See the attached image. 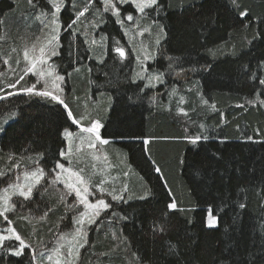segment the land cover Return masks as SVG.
Instances as JSON below:
<instances>
[{
  "label": "trees",
  "instance_id": "16d2710c",
  "mask_svg": "<svg viewBox=\"0 0 264 264\" xmlns=\"http://www.w3.org/2000/svg\"><path fill=\"white\" fill-rule=\"evenodd\" d=\"M239 2L241 10L250 12L244 20V24L251 21L248 28L240 23L243 18L234 12L229 0H166L172 7L153 16L158 26H166L168 38L157 47L155 59L147 64L153 73L164 74V82L153 81L154 86L145 87L144 91H140L145 85L143 81L133 83L140 67L111 15L95 12L84 24L76 26L74 36L60 32L61 54L50 62L57 65V72L62 75L74 67L81 69L66 77L67 102L79 117L83 109L91 110L100 100L98 113L102 112L104 125L101 135L117 143L128 166L141 179L125 193L126 199H132L119 204L112 201L113 207L103 213L101 219H107L103 223L100 219L99 232L98 226L97 231L89 234L90 251L83 264H220L221 260L230 264L250 248L255 252L259 247V232L253 230L259 223L253 186L259 185L264 170V107L246 101L264 92V86L251 78V71L264 75L257 68L264 61V39L253 40L256 32L264 31V24L260 23L264 0ZM82 3L83 0L77 7ZM72 7L69 3L68 10L61 15L65 26L74 18ZM125 9L133 11L129 6ZM35 14L27 0L0 1V36L4 37L0 40V72L5 73L0 76V88L5 92L12 90L8 85L15 79L4 71L2 61L12 48L19 52L27 27L36 21ZM147 19L153 23L152 18ZM155 30L159 27L155 26ZM101 36L106 39L91 44L92 40L101 41ZM117 41L125 49V58L113 51ZM245 64L250 69L247 75L241 70ZM205 65L212 67L205 70ZM173 87L176 95L170 96ZM180 108L187 115L180 113ZM70 123L61 106L52 108L38 97L20 94L0 100V171L5 173L0 186H5L3 178L14 176V169H9L22 156L25 159L20 163L21 170H33L36 165L27 157L35 159L40 153L45 154L40 166L46 172L52 168L54 159H60V149L66 148L60 133ZM69 130L75 131L76 127L72 125ZM197 135L208 139L197 144L184 139ZM247 136L252 140H247ZM143 139L151 143L145 146ZM145 147L150 149V155ZM155 167L162 171L155 172ZM48 179L34 191L31 201H13L16 209L21 208L22 216L26 215L25 210L41 217L49 208L54 209L41 224L28 217L15 220V228L28 241L49 238L62 222L61 217H66V223L71 219L58 193L49 188ZM147 189L152 193L149 198L136 199ZM172 200L183 211L176 210L165 217L166 205ZM240 202L247 205V210L239 209ZM209 205L219 216L218 226L212 229L205 227ZM237 213H242L239 231L233 223ZM125 216L127 219L121 218ZM4 223L0 218V226ZM160 224L165 231H154ZM252 241L256 243L253 245ZM170 244L177 248L170 250ZM25 251L28 256L9 259L13 264L17 260L26 264L30 253Z\"/></svg>",
  "mask_w": 264,
  "mask_h": 264
},
{
  "label": "snow or ice",
  "instance_id": "6c2138e0",
  "mask_svg": "<svg viewBox=\"0 0 264 264\" xmlns=\"http://www.w3.org/2000/svg\"><path fill=\"white\" fill-rule=\"evenodd\" d=\"M103 4V8H96L97 13H111L113 17H116V23L125 30V35L128 34V31L132 29H137V35H143L145 32H148L152 25L144 26L142 21L147 18L153 19V25H156L158 22L153 16V13L159 15L161 12H166L172 5H168L166 0H100ZM28 5L36 10L35 20L41 21L43 28L41 31L47 30L46 42L39 47V55L35 54V43L33 44L32 49L25 48L23 50V61L25 65L23 68H20V74L18 78L15 79L14 83L8 85L9 88L15 89V91L5 92L4 88H0V100H7L9 97L14 95L24 94L29 98L38 97L40 100L52 108L56 106H61L66 113V119L70 121V125L65 127L60 133L62 139L67 142L66 148H61L59 151L60 159H54L53 167L50 168L47 172L43 167L40 166V160L44 158L43 153L37 154V157L33 159L32 157H27L28 161L32 164H35V168L31 171L25 170L23 172V181L20 179V175H17L16 181L9 183L6 187L0 189V218L3 219V222L6 223V227L0 229V264H13L9 257H18L24 258L28 256L26 249L31 250V256L27 259L26 264H45V261L49 264H78L80 259V249L84 248L88 243V228L92 225L97 224L98 219L101 217V213H106V211L113 207L112 201L116 203H127L128 200L132 197L125 198V193L129 191L127 184L117 190L115 187L109 189L106 187V180L100 179L98 183H94L91 176L84 175V169L74 170L72 167V153H73V144L74 141L78 138L77 132L70 131L72 125H75L79 131V139L83 142V134H88V147L95 148L97 144L107 145L109 140L103 138L101 135V129L104 125L99 119L91 118L90 115L81 114L77 117L71 109L69 103L66 100V97H62L61 93L65 91L62 87L66 83V77L70 78L74 72H79L81 69L79 67H74L71 72H66V75H62L57 72V65L49 63V60L53 56H59L61 53L58 51L61 42L60 32H68L69 35H76V26L82 22V18L86 17V14L90 13L91 9L96 7L95 0H83L82 6L77 7L81 3V0H41V2H34V0H27ZM72 4V11H74V18L70 20L69 23L65 26L61 21V15L63 11L68 10V4ZM183 3V0H181ZM230 6L234 12L241 18L240 23L243 24L245 28H248L251 24L249 21L248 24H244V20L248 19L250 12L247 10H241V4L239 0H229ZM129 5L130 8H134L133 11H128L126 15L122 16L121 6ZM138 14V15H137ZM134 22L129 28H126L124 21ZM214 23V19H213ZM260 23L264 24V17L260 18ZM94 26V25H93ZM166 26L159 25V33L157 39L155 40V46H159L162 40H167L168 33L165 30ZM4 37L0 36V40H3ZM37 40L40 38L37 37ZM106 38L101 36V41L92 40L91 44L95 45L101 43ZM255 39H264V31H258L254 34L253 40ZM85 43H88V40H85ZM92 50L91 48L89 49ZM17 51L16 48H12L10 52L7 53V58L3 59L4 65H10V60L12 59V53ZM116 53L119 54V57L125 58L126 52L125 49L119 46L117 41V47L113 49ZM211 51V50H210ZM141 53L137 54V63L140 65V71L136 72L133 79L135 83L136 79L139 80H148V84H145L144 87L140 88V91H144L145 87L154 86L153 81L163 83L164 74L162 72L153 73L149 67H145L143 62L155 59V50L152 52L147 51V46H141ZM92 58V57H89ZM99 59H103L100 57ZM169 59H172L171 57ZM17 66L21 64L19 58L15 59ZM38 65H43L45 67L38 68ZM171 67V64L169 65ZM212 67V65H205L204 68L207 70ZM257 68L264 72V61H260L257 65ZM194 70V69H193ZM241 70L245 72V75L250 71L248 65H242ZM13 73L17 72V69L12 68ZM31 74L35 76V81L32 83H27L26 77ZM147 74V75H145ZM4 72H0V76H4ZM251 78L258 80L260 86H264V75H258L256 71H251ZM24 82V83H22ZM17 85H20L17 88ZM139 87V85H138ZM191 91V89H189ZM170 96L176 95V88L173 87ZM259 96H264V92H260ZM257 96L255 99L247 100L246 103L249 105H259L264 107V99H260ZM184 102V98H180V103ZM203 103L207 104L206 100ZM215 108L214 105H212ZM237 107L243 108L244 105H237ZM178 111L184 115L187 113L183 108L178 109ZM13 115H15L13 113ZM223 119V113L220 114ZM82 121H87V124L82 123ZM203 127V126H201ZM187 132L188 130L185 129ZM184 139L188 140L191 144H197L201 139L207 140V136H186ZM247 140L251 141L252 137L247 136ZM143 145L147 146L151 143L149 139L142 140ZM79 151V148L76 149ZM145 152L150 155V149L145 147ZM13 157L9 155V160ZM25 158L22 156L21 161ZM62 160L68 161V166L66 167ZM21 161H17L16 164L12 165V169H17L20 167ZM239 170V169H238ZM154 171L160 173L162 169L155 167ZM5 175L4 172L0 171V178ZM125 176L128 173H124ZM49 177L48 183L50 185L63 184L66 192L61 195V203L64 204L66 213L73 212L72 216V225L73 231L71 232V240H69L67 246L66 254L61 251L64 247L63 244H60L58 247L52 250L38 251L37 248H34L30 243H26L25 238L13 227L14 221L9 219L8 213L13 212L16 209V203L12 201V197L23 198V201H31L33 199L34 191L38 190V186L41 185L42 181ZM255 195L257 197V207H258V225L253 226L254 231L259 232V247L253 252L251 248L243 256L231 260L230 264H264V170H262L261 179L259 185H254ZM47 191V189H45ZM245 191V189H241ZM97 193H100V196L97 197ZM151 190H145L144 194L136 197V199L146 200L151 196ZM75 196V200L71 203L68 202L67 198L69 196ZM105 197H110L111 201L105 199ZM21 207H24V204L21 203ZM82 206L83 210H80ZM239 209L247 210V205L244 202L238 204ZM183 209H178L177 202L172 200L167 203L166 211L164 216H169L172 212ZM194 210V209H193ZM223 209H220L222 211ZM54 211L53 208H49L43 216L39 219L44 220L47 217L49 212ZM113 216L116 215V212L113 211ZM242 213H237L233 217V223L237 225V231L241 224ZM122 219H127V217H121ZM61 221L65 217L60 218ZM219 216L217 210L209 205L207 208V215L205 217V227L212 229L218 226ZM191 223V221H189ZM60 225L57 224V229ZM154 231L164 232L165 228L163 224L157 225L154 228ZM67 233L61 232L59 234V240L63 241L68 239ZM18 242V243H17ZM235 243V242H234ZM256 241H252L254 245ZM170 250L174 251L177 246L170 244ZM115 251V250H114ZM51 253V254H49ZM101 255H108L107 253H101ZM135 257L136 254L133 253ZM55 257V259H54ZM15 264H20V261L17 260ZM213 264H217L216 261H213ZM220 264H223V260L220 261Z\"/></svg>",
  "mask_w": 264,
  "mask_h": 264
},
{
  "label": "rangeland",
  "instance_id": "374dc122",
  "mask_svg": "<svg viewBox=\"0 0 264 264\" xmlns=\"http://www.w3.org/2000/svg\"><path fill=\"white\" fill-rule=\"evenodd\" d=\"M1 1V0H0ZM95 5L96 7L92 8L90 13L86 14L85 18H82V22L79 23L78 25L84 24V22H86V20L90 19V15H93L96 12V8L102 9L103 8V4L100 2V0H95ZM127 6L129 5H122L121 6V12H122V16L127 14V10L125 9ZM133 12L135 11L134 8ZM92 12V13H91ZM100 15L105 16V15H111V13H102L100 12ZM138 15V14H137ZM112 16V15H111ZM113 17V16H112ZM116 20V17H113ZM134 22H129L127 20L124 21V24L126 26V28H129ZM1 24L2 26H6L5 25V21L4 19L1 20ZM142 24L144 26L148 25H152L153 27H151L149 29L148 32H145L143 35H137V29H132L131 31H128V34L125 35V30L126 29H122L121 26L119 25L123 36L127 42V44L131 47L134 57H135V63L137 66V54L141 53V60H142V52H141V46L145 45L147 46V51L148 52H152V49L156 51L157 46H155V40L157 39L159 30L156 31L155 30V26L159 27L157 24L153 25L152 21L145 19L144 21H142ZM43 28V24L41 23V21L36 20L35 22H31L30 25L27 27V31H26V39H25V43L22 45V47H20L19 52L16 51L15 53H13L12 55V59L10 60V65H4V71L8 74V76L10 75V77L12 79H17L18 78V74H20V68H23L25 65V62L23 61V50L25 48L28 49H32L33 44L35 43L36 48H35V54L39 55V47L42 46L45 42H46V35L45 33L47 32V30H44L43 32L41 31V29ZM39 37L40 39L37 40L36 38ZM163 41V40H162ZM161 41V42H162ZM96 46H94L95 48ZM56 57L53 56L50 58L49 63L51 64V60ZM19 58L21 60V64L19 66L16 65L15 63V59ZM152 60L149 61H145L143 62L145 67H148L147 64L150 63ZM140 67V65H138ZM45 67L43 65H38V68H42ZM12 68L17 69L16 73H13L11 71ZM136 68V67H135ZM141 70V69H140ZM147 75V74H145ZM27 78H31V80L27 81ZM26 81L27 83H32L35 81V76H32L31 74H29L28 77H26ZM136 81H143L145 84L146 83V79L145 80H139L136 79ZM3 82V81H2ZM23 83V82H22ZM5 84V83H4ZM65 83L62 85V87L64 88ZM19 88V87H17ZM15 89H12L11 91H14ZM62 97H66L65 91L61 93ZM98 104H93L91 110H85L83 109V113L82 114H87L90 115L91 118L94 119H99L102 123L103 121V116H102V112L101 115L99 114L101 111V106H100V100H98L97 102ZM76 106V105H75ZM74 107V105H73ZM84 107V106H83ZM99 112V113H98ZM102 116V117H101ZM82 123L87 124V121H82ZM75 126V125H74ZM76 127V126H75ZM74 132H77V136L78 138L74 141L73 144V153L71 156L72 159V167L74 170H79L81 168L84 169V175L85 176H91L94 183H98L100 179H104L106 180V187H108L109 189L115 187L117 190L121 189L123 187V185L127 184L128 189L132 186L138 185V181L141 180L139 179L140 177L138 176V174L134 173V171L128 166L127 164V159H125V154L124 152L119 149L118 145L116 142L113 141H109V144L107 145H99L97 144V146L95 148H90L88 147V134L85 133L83 134L84 140L83 142H81V140L79 139V131L76 128V130ZM66 147H67V142H66ZM79 148V151L77 152L76 149ZM66 161V162H65ZM65 166H68V161L64 160L62 161ZM27 170V171H31L30 169H24L21 170V168H17L14 169V176L12 177H6L3 178V180L6 181L5 186H0V189L6 187L9 183L15 182L16 181V177L17 175H20V179L21 181H23V172ZM13 172V173H14ZM124 173H128L127 176L124 175ZM138 180V181H137ZM141 182V181H140ZM42 184V183H41ZM49 188H52V191L57 192L59 195V200L61 201V195L62 193L66 192V189H64L63 184H55V185H50L49 184ZM100 196V193H97V197ZM18 198L20 197H16L13 196L12 197V201L14 200H18ZM110 197H105V199H109ZM23 199V198H21ZM68 202L71 203L75 200V196H69L67 198ZM63 204V203H61ZM21 205V204H20ZM64 206V204H63ZM17 208V206H16ZM65 208V207H64ZM28 209V208H27ZM16 210V211H15ZM13 212L8 213V215L12 216L13 218L11 220L14 221L13 227H16L15 224V220L20 218H24V217H28L30 219V221H34L37 224H41L43 223V221L45 220H40L37 215L36 216H32L29 213V210H25L24 212H26L25 216H22V212H21V208L20 209H15ZM66 210V209H65ZM80 210H83L82 206L80 207ZM109 211V209L107 210ZM106 211V212H107ZM68 214L71 213V219L69 223L65 222V219L59 223L60 227L59 229H56L52 232V234H50L49 238H45L43 237L42 240H38V239H31L28 241V239L26 237H24L22 234V236L25 238L26 243H30L34 248H37L38 251H45L47 250H52L55 249L56 247H58L60 244H63L64 247L61 249V251L63 253L66 254L67 252V246L69 243V240H71V232L73 231V225H72V216L74 215L73 212H67ZM14 214V216L12 215ZM29 216H28V215ZM16 215V218H15ZM103 213H101V217L98 219L97 224L92 225L88 228V237L87 240L89 238V234L92 232V234L94 233V231H97V228L99 226V222L100 219L102 218ZM20 217V218H18ZM105 219H101V222L103 223ZM18 221V222H19ZM24 222V221H23ZM7 225L6 223H4V225L0 226V229L5 228ZM100 227L99 226V230L100 231ZM63 232V233H67L68 235V239L60 241L59 240V234ZM97 232V233H98ZM35 236V234H34ZM27 239V240H26ZM18 243V242H17ZM88 247V243L85 245L84 248L80 249V259L78 261V264H83L84 263V256H86L88 254V252L90 251ZM30 256H31V250L28 249ZM51 254V253H49ZM55 259V257H54ZM45 264H49V262L45 261Z\"/></svg>",
  "mask_w": 264,
  "mask_h": 264
}]
</instances>
